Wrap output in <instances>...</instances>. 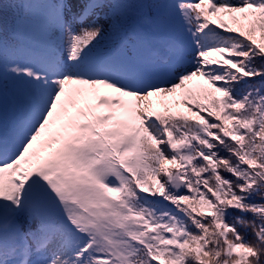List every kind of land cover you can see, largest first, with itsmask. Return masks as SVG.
I'll return each mask as SVG.
<instances>
[{
  "label": "snow or ice",
  "instance_id": "snow-or-ice-1",
  "mask_svg": "<svg viewBox=\"0 0 264 264\" xmlns=\"http://www.w3.org/2000/svg\"><path fill=\"white\" fill-rule=\"evenodd\" d=\"M0 264H264V0H0Z\"/></svg>",
  "mask_w": 264,
  "mask_h": 264
}]
</instances>
